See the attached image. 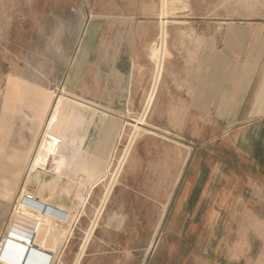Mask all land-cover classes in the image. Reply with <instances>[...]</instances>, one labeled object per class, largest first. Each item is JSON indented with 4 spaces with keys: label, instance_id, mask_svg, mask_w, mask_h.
Segmentation results:
<instances>
[{
    "label": "rangeland",
    "instance_id": "374dc122",
    "mask_svg": "<svg viewBox=\"0 0 264 264\" xmlns=\"http://www.w3.org/2000/svg\"><path fill=\"white\" fill-rule=\"evenodd\" d=\"M4 2L0 156H9L13 183L0 185V264L213 258L216 225L178 205L185 177H196L191 166L219 164L225 192L249 197L252 189L229 178L224 166L241 159L223 126L191 107L188 82L217 49L237 53L245 32L264 27V0ZM220 56L209 71L226 64ZM112 117L120 132L99 130ZM101 153L103 162H91ZM97 182L83 210L71 212ZM228 220L248 225L245 216Z\"/></svg>",
    "mask_w": 264,
    "mask_h": 264
},
{
    "label": "crops",
    "instance_id": "0c3cea01",
    "mask_svg": "<svg viewBox=\"0 0 264 264\" xmlns=\"http://www.w3.org/2000/svg\"><path fill=\"white\" fill-rule=\"evenodd\" d=\"M4 1L1 0L0 3L2 8ZM242 30L245 32L248 28ZM251 30L248 38L245 32L246 38L243 37L241 43L239 40V49L243 47L239 52L231 51L225 54L223 49H217L209 57L206 67L202 65L200 72L194 69L189 77L188 86H196L192 88L194 93L190 101L191 107L209 114L219 126H223L225 137L232 142L234 154L241 159L239 162H229L224 166L229 167V178L236 182L238 187L246 186L252 189L249 197L241 196V191L240 194L230 190L225 192L221 189L219 164H212L209 169L201 165L191 166L196 177H185L186 191L178 205L183 206V213L186 216L191 214L192 219L199 218L216 225L212 230V237L215 238L212 249L214 247L216 253L211 259H202V264H264V27L258 26ZM219 54L222 60L225 58L226 64L223 68L214 66L213 69L221 68V73L209 71V66ZM115 121V118L110 119L107 125L100 126L99 130L104 132L109 130V133L116 134V128L119 129L120 126L118 128ZM115 141V135L113 139L102 140L104 147L114 146ZM85 144H89L88 140ZM105 155L97 154L95 156H99L98 158L92 161L89 158L88 161L99 164L103 162L104 158L101 157ZM8 158L5 151L0 156V185L13 183ZM27 177L28 174L21 178L20 183L26 182ZM174 177L177 178L178 175L175 174ZM174 177L172 175L169 179L172 183ZM98 184L99 182L92 186L82 205L76 200L68 209H71V212H81ZM166 188L173 190L174 185ZM85 189L87 190V187ZM86 190L82 191L83 196L87 194ZM3 201L4 199L0 197V223L7 216L6 204ZM239 202L246 205L241 211L237 210ZM58 203L64 206L63 202ZM241 216L247 218L248 225L228 220ZM219 219L223 222L221 223ZM56 221L63 225L59 220ZM124 224L125 221H122V226ZM186 251L187 249L184 250L185 254ZM206 254L210 257V252ZM192 257L194 258L193 254ZM84 260L77 264H86Z\"/></svg>",
    "mask_w": 264,
    "mask_h": 264
},
{
    "label": "trees",
    "instance_id": "16d2710c",
    "mask_svg": "<svg viewBox=\"0 0 264 264\" xmlns=\"http://www.w3.org/2000/svg\"><path fill=\"white\" fill-rule=\"evenodd\" d=\"M65 165V159L62 157L59 163L57 164V170H60Z\"/></svg>",
    "mask_w": 264,
    "mask_h": 264
},
{
    "label": "built area",
    "instance_id": "2783aa9c",
    "mask_svg": "<svg viewBox=\"0 0 264 264\" xmlns=\"http://www.w3.org/2000/svg\"><path fill=\"white\" fill-rule=\"evenodd\" d=\"M46 212H47V209L45 208V209H44V214H45Z\"/></svg>",
    "mask_w": 264,
    "mask_h": 264
},
{
    "label": "water",
    "instance_id": "95a60500",
    "mask_svg": "<svg viewBox=\"0 0 264 264\" xmlns=\"http://www.w3.org/2000/svg\"><path fill=\"white\" fill-rule=\"evenodd\" d=\"M21 264H25V260H24V262H23V263L21 262Z\"/></svg>",
    "mask_w": 264,
    "mask_h": 264
}]
</instances>
